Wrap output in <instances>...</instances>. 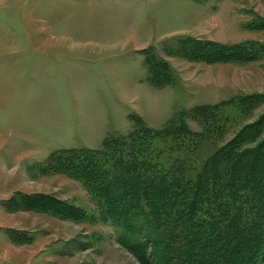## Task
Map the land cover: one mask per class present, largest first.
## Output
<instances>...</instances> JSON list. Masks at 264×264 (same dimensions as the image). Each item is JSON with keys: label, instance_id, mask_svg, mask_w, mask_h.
<instances>
[{"label": "rangeland", "instance_id": "374dc122", "mask_svg": "<svg viewBox=\"0 0 264 264\" xmlns=\"http://www.w3.org/2000/svg\"><path fill=\"white\" fill-rule=\"evenodd\" d=\"M263 22L264 0H0V220L27 211L45 216L46 229H33L51 244L32 262L166 264L151 242L159 231L127 233L80 178L59 170L54 156L103 148L106 137L128 134L135 120L164 127L181 111L206 137L198 148L187 142L167 151L173 158L183 153L199 166L261 121L257 138L243 148L257 146L264 139ZM186 37L192 39L182 50ZM247 40L257 42L255 59L223 57L226 50L216 47ZM162 60L171 70L155 85L147 63ZM256 94H263L256 105L240 104ZM207 104L222 105V119L210 129L190 116ZM32 195L51 197V207L20 199ZM65 201L71 206L61 207ZM8 232L15 244L33 245L32 235ZM250 260L264 264V250ZM185 261L177 264L196 263Z\"/></svg>", "mask_w": 264, "mask_h": 264}, {"label": "trees", "instance_id": "16d2710c", "mask_svg": "<svg viewBox=\"0 0 264 264\" xmlns=\"http://www.w3.org/2000/svg\"><path fill=\"white\" fill-rule=\"evenodd\" d=\"M189 39L186 37L182 50ZM256 43L247 40L216 47L226 50L223 57L255 59ZM147 64L151 82L156 85L159 79L168 80L171 68L167 62ZM258 96L263 94L245 96L240 104L252 107ZM221 106L198 105L190 116L210 129L212 120L218 124L222 119ZM177 114L161 128L135 120L132 131L106 137L103 148L58 150L55 162L59 170L80 178L97 197L104 214L127 233L131 228L149 226L155 234L159 231L157 240L151 242L164 261L167 257L166 264L189 259H196L197 264H251L250 258L264 250V139L257 146H243L255 141L261 121L246 127L198 166L192 156L182 153L173 158L166 153L188 147L187 142L196 147L206 137L191 129L184 111ZM24 197H30L29 201L20 197L27 206L41 200L35 208L51 207L47 195ZM63 204L64 208L70 205ZM20 235L26 238L27 234ZM146 255L144 252L143 257Z\"/></svg>", "mask_w": 264, "mask_h": 264}, {"label": "crops", "instance_id": "0c3cea01", "mask_svg": "<svg viewBox=\"0 0 264 264\" xmlns=\"http://www.w3.org/2000/svg\"><path fill=\"white\" fill-rule=\"evenodd\" d=\"M104 138L105 136L99 139L102 141L97 140L95 143H103ZM16 223L25 226H18ZM44 224L45 216L43 214L30 211L9 214L5 218H2L0 220V264H36L31 261V258L37 253V250L51 244V237L49 235H41L37 232L46 229ZM35 225L39 227L37 231L33 229ZM10 228H15L24 231L23 233L25 234L32 235L33 245L31 247H23V245L15 244L8 232ZM64 262L72 263L70 258H66Z\"/></svg>", "mask_w": 264, "mask_h": 264}, {"label": "bare ground", "instance_id": "6f19581e", "mask_svg": "<svg viewBox=\"0 0 264 264\" xmlns=\"http://www.w3.org/2000/svg\"><path fill=\"white\" fill-rule=\"evenodd\" d=\"M208 261V260H207Z\"/></svg>", "mask_w": 264, "mask_h": 264}]
</instances>
